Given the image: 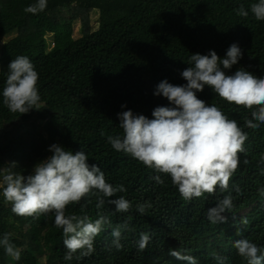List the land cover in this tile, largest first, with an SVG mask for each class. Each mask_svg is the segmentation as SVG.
<instances>
[{"label": "trees", "instance_id": "trees-1", "mask_svg": "<svg viewBox=\"0 0 264 264\" xmlns=\"http://www.w3.org/2000/svg\"><path fill=\"white\" fill-rule=\"evenodd\" d=\"M256 2L47 0L45 10L32 14L24 9L36 0H0V168L14 161V171L26 177L35 163L51 154L53 143L73 153L83 150L88 163L98 165L109 183L124 186L126 191L117 196L132 205L120 213L105 198L97 208L94 196L68 205L66 214L92 221L104 216L109 222L95 237L90 256L77 259L78 251L65 260L68 250L62 229L54 224V212L17 216L0 189V238L10 234L20 251L15 260L0 246V264H186L169 255L170 249L194 256L198 264H247L234 247L242 238L264 252V123L256 129L245 126V118L252 119L258 106L230 104L208 86L197 93L247 133L228 192L217 186L213 195L185 200L168 174L115 151L107 142L108 135L123 134L118 113L130 109L151 119L155 107L170 106L163 96L153 95L155 87L164 79L186 83L180 73L192 54L213 50L224 57L237 43L242 57L227 74L243 68L264 76V20L257 21L250 11ZM241 6L249 10L248 17L237 15ZM94 12L99 13L97 30ZM77 23L82 24V36L75 38ZM18 55L28 56L39 74L41 101L38 110L26 114L12 113L2 102L8 64ZM229 193L234 207L223 213L226 222L211 223L208 209ZM140 204L150 207L141 214ZM117 227L120 249L112 243ZM141 233L151 237L143 251L138 248Z\"/></svg>", "mask_w": 264, "mask_h": 264}, {"label": "clouds", "instance_id": "clouds-1", "mask_svg": "<svg viewBox=\"0 0 264 264\" xmlns=\"http://www.w3.org/2000/svg\"><path fill=\"white\" fill-rule=\"evenodd\" d=\"M46 7L47 0H36L24 11L38 14ZM250 11L257 21L264 20V0L252 3ZM237 15L248 17L249 10L241 6ZM241 57L242 50L237 43L229 46L224 57L213 50L206 55L192 54L188 67L180 73L186 83L176 85L164 79L155 87L153 95L163 96L170 106L155 107L151 119L134 114L130 109L118 113L123 134L108 135L107 142L115 151L129 154L145 166L168 174L185 200L200 198L205 193L213 195L217 186L221 192H228L229 181L239 165L238 153L244 151L247 133L215 104L199 99L197 93L208 86L230 104L247 109L258 106L251 112L252 119L245 118L246 127L258 128L264 123V76L257 77L243 68L231 75L226 72ZM7 68L3 104L12 113L26 114L37 109L41 96L37 87L39 74L33 62L26 55H18ZM48 151L51 154L35 163L32 173L26 177L14 171V161L0 168L2 195L11 203V211L17 216L37 217L54 212V224L62 229L63 244L68 250L65 260H72L78 251L77 259L90 256L95 251V237L109 221L104 216L92 221L87 216L66 214L67 206L94 196L97 208H101L108 198L117 212H128L131 202L124 196H117L126 189L123 185L109 183L98 165L88 163V155L83 150L73 153L53 143ZM155 179L163 183L159 176ZM235 191L240 194L241 189L235 187ZM146 207L150 205H137L141 214L145 213ZM233 207V197L229 193L208 209L209 221L213 224L226 222L223 213L230 212ZM242 223L247 224V220ZM112 236V243L120 249L119 227L113 229ZM150 239L149 234L141 233L139 250L143 251ZM0 246L7 255L20 259V251L11 242L10 234L0 238ZM234 247L247 264H264V252L254 242L242 238L234 242ZM169 255L186 264H198L194 256L178 250L170 249Z\"/></svg>", "mask_w": 264, "mask_h": 264}, {"label": "rangeland", "instance_id": "rangeland-1", "mask_svg": "<svg viewBox=\"0 0 264 264\" xmlns=\"http://www.w3.org/2000/svg\"><path fill=\"white\" fill-rule=\"evenodd\" d=\"M99 26H100V22H99V13H95L93 14V27H94V30H97L99 29ZM81 28H82V24L81 23H77L75 25V28H74V32H73V37L75 38H78V37H81L82 36V33H81ZM248 210H245L242 212V214H245ZM46 260L45 258L42 260V262L44 263Z\"/></svg>", "mask_w": 264, "mask_h": 264}]
</instances>
